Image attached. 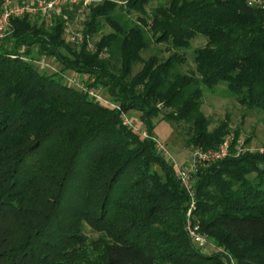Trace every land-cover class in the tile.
<instances>
[{
    "label": "trees",
    "instance_id": "16d2710c",
    "mask_svg": "<svg viewBox=\"0 0 264 264\" xmlns=\"http://www.w3.org/2000/svg\"><path fill=\"white\" fill-rule=\"evenodd\" d=\"M79 17L84 41L72 44L68 27ZM198 36L206 44L193 51L194 72H183ZM159 44L171 47L166 59L145 55ZM34 50L61 74L41 71ZM67 71L139 112L150 137L157 118L188 125L189 151L234 135L230 154L190 181L193 221L212 252L190 239V194L155 142L66 82ZM220 85L264 110V3L105 0L12 19L0 39V264H225V253L264 264V154L237 155L240 132L212 127L204 94Z\"/></svg>",
    "mask_w": 264,
    "mask_h": 264
},
{
    "label": "rangeland",
    "instance_id": "374dc122",
    "mask_svg": "<svg viewBox=\"0 0 264 264\" xmlns=\"http://www.w3.org/2000/svg\"><path fill=\"white\" fill-rule=\"evenodd\" d=\"M105 0H90V4H99ZM119 4H123L124 0H111ZM88 5V6H89ZM153 5V4H152ZM86 6V7H88ZM81 17L76 20L72 25L69 24L68 32L81 29ZM67 32V34H69ZM68 36V35H67ZM206 44V38L198 36L192 43L189 51L186 52V62L180 66V70L186 73H193L195 70V63L193 61V51L197 48L203 47ZM35 59L38 58L37 50H34ZM159 54L163 59H166L171 53V47L168 44L153 45L145 55L148 57L152 54ZM39 60V62H37ZM36 63L41 71L48 73L61 74L62 66L53 57L42 56L37 59ZM63 78L70 85L74 86L69 79H75L77 82L83 80L87 86L94 82V78L87 74H77L72 71H67L63 74ZM98 90V89H97ZM100 92V90H98ZM107 98V97H106ZM108 99V98H107ZM109 100V99H108ZM203 112L212 121V127L220 124L221 122H229L231 129L240 132L239 141L245 143V138H251V143H245L246 147H258L264 145V110H249L241 105L237 99L224 85H220L216 91H206L204 94V102L202 107ZM170 113L168 109H161V117ZM128 118L133 121L137 129H145L142 122L140 113L137 111H130L127 113ZM192 132L188 125L185 123H176L174 121L154 119L153 135L165 144L174 160L173 167H184L190 156V153L185 143L191 137ZM233 134V133H232ZM155 168L161 172L158 166ZM195 200V198H193ZM190 209V208H189ZM88 232L89 229H88ZM212 252L210 249L208 253ZM226 256H231L225 253ZM232 257V256H231ZM233 258V257H232ZM234 259V258H233ZM236 262V260H235Z\"/></svg>",
    "mask_w": 264,
    "mask_h": 264
},
{
    "label": "built area",
    "instance_id": "2783aa9c",
    "mask_svg": "<svg viewBox=\"0 0 264 264\" xmlns=\"http://www.w3.org/2000/svg\"><path fill=\"white\" fill-rule=\"evenodd\" d=\"M251 4L262 5L264 0H249ZM88 6L90 0H0V39L8 36L11 29L12 19L16 17H23L26 15H40L47 16L51 14L62 15L63 8L66 6ZM63 19L69 23V18L63 15ZM68 41L72 44H80L84 41L83 33L80 31H71L68 34ZM88 49L94 50L93 44L88 43ZM106 53L102 52L101 57H106ZM39 62V60L37 61ZM74 87L82 90L88 94L92 99L114 109L120 113V118L124 125L131 127L136 131H140L143 137L152 139L155 144L157 151L173 166L174 160L167 148V146L160 142L156 137H150L145 129L139 130L136 125L128 118L127 113L122 110L121 106L117 103H113L108 100L104 95L97 89L87 86L83 80L69 79ZM234 140V135H230L224 139V141L216 149L203 150L197 148L190 153V156L184 167L178 166L175 168L176 176L181 184L187 189V192L191 197V206L187 213L186 231L195 244V246L202 252H208L212 247H215L211 238L201 230L199 224L193 221L192 210L195 206V200L193 192L190 188V181L192 174L196 173L200 167L205 165L216 163L225 159L231 150V143ZM236 154L240 155L246 152L264 154V145L258 147H246L242 141L237 142ZM225 264H236L235 259L231 256H226Z\"/></svg>",
    "mask_w": 264,
    "mask_h": 264
}]
</instances>
